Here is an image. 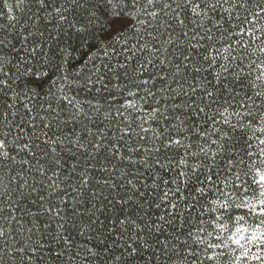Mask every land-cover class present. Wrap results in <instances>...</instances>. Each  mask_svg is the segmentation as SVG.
Wrapping results in <instances>:
<instances>
[{
    "label": "snow or ice",
    "instance_id": "1",
    "mask_svg": "<svg viewBox=\"0 0 264 264\" xmlns=\"http://www.w3.org/2000/svg\"><path fill=\"white\" fill-rule=\"evenodd\" d=\"M3 8L9 25L14 12L31 13L34 31L18 42L32 56L42 47L34 39L28 47L44 36L41 21L79 34L103 17L100 48L110 60L108 48L119 53L104 46V27L121 40L130 27L139 39L124 41L115 69L103 65L116 81L111 90L99 70L83 86L108 92L107 108L95 97L28 87V61L0 39V264H37L51 246L54 260L82 251L83 264H135L145 250V264L161 255L165 264H264V0H3ZM137 26L156 43L163 29L173 47L179 28L188 47L162 55ZM145 51L149 58L138 61ZM162 204L171 212L155 220L145 210ZM25 222L21 240L13 224L23 232ZM74 232L85 242L77 245Z\"/></svg>",
    "mask_w": 264,
    "mask_h": 264
},
{
    "label": "trees",
    "instance_id": "2",
    "mask_svg": "<svg viewBox=\"0 0 264 264\" xmlns=\"http://www.w3.org/2000/svg\"><path fill=\"white\" fill-rule=\"evenodd\" d=\"M0 11H6L3 8V0H0ZM32 11H35V5L32 6ZM14 15L19 17V19L16 22H13L12 25H9V22L5 17L0 16V25L4 26L0 27V39L7 36L8 39L13 40V42L16 44V49L19 53V56L25 57V60L28 61L26 65L23 63L21 65L22 69L23 67L27 66L33 70L32 73H29L28 76L25 78L26 82L30 81V83H28V87L40 91L42 96H46L49 90H51L52 93H56L57 95H76L77 98L81 100L95 97L102 104H104L105 108H107L109 96L108 92L104 91L101 93H96L93 89V91L89 93L84 90L83 86L85 85L86 80L89 77L94 80L99 70L100 73H103L109 77V80H106L105 83H108L109 90L112 89V85L116 83V81L111 79V73H108L107 70L103 68V65L109 64L113 67V69H115L117 61L123 62L124 56L127 55L126 53L122 52L124 41H128L129 46H131L132 43H135L139 39V36L134 34L133 29L129 27L127 31L123 34V40H121L119 37H115L113 35L112 30L108 29L107 27H104V46L107 47L108 43H111L112 46L116 49V52L119 53V55L113 54L112 48H108L107 50L109 52V55L112 56V59L110 60L104 56L103 49L100 48V45L102 43L100 39L101 26L102 24H104L103 17H101L100 23L94 22L93 24L88 25L87 32L79 34H77L74 29H69L67 24H64L60 29H58L56 27L55 21L50 24L41 21L37 26L40 31L44 32V36L30 37V43L28 44V47H31V41L33 39L37 43H40L42 47L37 49V53L35 56H32L30 52H24L20 46V43L18 42V38L21 33L25 35L27 34L25 29L27 31H34V29L32 28L33 21L29 19L31 13L27 12V10H25L24 12L16 11L14 12ZM84 22L86 23V21ZM128 23L130 22H123V26L127 27ZM10 27L12 28L11 31H9ZM137 28L140 35L144 36V40L142 42L148 44H155L156 47H160L162 55L178 57L180 55V51L188 47V38H185L181 35L179 28H176L175 32L173 33V38L177 40L175 47L164 44V40L167 39V35L163 33V29H160L159 35L157 33H153V35L156 36L157 40H159V43H156V41H154L152 37H149L145 34V30L143 28H141L140 26H137ZM148 31H151V29H148ZM193 43H195V41H193ZM164 48H168L169 51L167 53H164ZM11 55L14 57L13 63H15L16 59H18L19 56H17L16 53H11ZM137 58L138 61H143L149 58L147 51H145L144 53L137 52ZM93 64H95V67L93 66ZM132 66H135V64H132L129 67V72H131ZM157 67H162L161 65H159L158 61ZM13 71H15V69H13ZM148 71L155 72L156 69L149 67ZM44 73H47V75H44ZM65 76L67 77L66 81L61 79V77ZM54 81L55 83H53ZM97 87H99V85H97ZM173 87H175V85H173ZM185 87H187V85ZM60 89H63V93L59 91ZM52 99L53 106H55V99ZM118 99L122 98L118 97ZM116 106L118 107L119 105L117 104ZM24 111V109H21V112ZM106 124L107 121H105L104 125L101 126L103 127ZM113 163L117 164V166L119 167H123L125 164H127V161L121 162L119 160H114ZM129 171L135 172L136 170L135 168H130ZM139 172L144 173L145 176L147 175L146 170L142 166L139 168ZM95 175L97 178H100V173H96ZM137 175L139 176V173H137ZM169 175L174 174L170 173ZM140 178L143 179V177ZM165 178L167 179L168 176H165ZM39 179L40 177L37 175V180ZM29 180L31 182V177H29ZM147 182L151 184L152 181L151 179H148ZM163 189L164 185L161 184L160 189L158 191H161ZM140 190L144 191L143 188H141ZM121 194H123L122 190ZM68 203L70 205L71 200H68ZM156 203L161 202L159 201V199H157ZM0 206H4L6 209V202L0 201ZM21 206L23 207V205ZM97 207H99V205H97ZM31 210L36 211V205H32ZM145 210L152 215V218L154 220L157 219L159 215L164 214L165 212H171V209L165 207L163 204L159 209H156L154 206L145 205ZM180 210L183 211L182 206ZM16 215L19 217V213H17ZM97 215H99V213H97ZM193 215H195V212H193ZM101 219H103V216H101ZM30 226L31 225L25 222L23 224V228L25 229V231L19 232L18 226L13 224V229L14 232L18 234L19 239L26 240L29 235L27 229ZM52 227H55V222H53ZM170 232L171 229H168V232L165 233V235H168V233ZM109 235L113 239L116 238L115 232L110 233ZM73 238L75 239L76 244L78 245L80 243L85 242L86 236L79 237L74 232ZM163 238L164 236H161V239ZM32 239H39V233L36 231L35 227H33ZM3 243L4 241L0 240V247L3 246ZM89 246L92 245L90 244ZM51 247L53 248V253L59 251V249L55 246ZM77 250L78 249L74 247L71 250V254L74 255ZM53 253H49L46 249L43 250L44 259L38 261L37 264H83L84 253L82 251L80 253V256L77 257L74 261H71L69 259V250L64 251V256L60 260H54ZM150 255L151 250H145L144 259L137 260L135 264H145L147 257ZM173 259L175 260L176 258L173 257ZM92 264H102V262L97 258L92 260ZM153 264H165V258L161 255L160 259L157 261L155 257H153ZM177 264H179V261H177Z\"/></svg>",
    "mask_w": 264,
    "mask_h": 264
}]
</instances>
